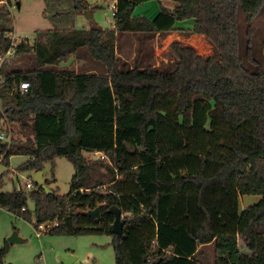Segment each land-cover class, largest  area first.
Listing matches in <instances>:
<instances>
[{
  "label": "trees",
  "instance_id": "trees-1",
  "mask_svg": "<svg viewBox=\"0 0 264 264\" xmlns=\"http://www.w3.org/2000/svg\"><path fill=\"white\" fill-rule=\"evenodd\" d=\"M87 1L71 0L76 10L88 9ZM145 1L118 0L113 29H48L39 31L33 42L17 44L14 57L33 54L34 62L26 70L2 69L0 135L10 136L7 125L16 124L25 138L0 139L1 164L26 155L19 170L39 171L45 162L64 157L75 172L67 194L56 189L46 194L33 180L36 187L28 193L24 188L0 191V207L35 220L36 229L53 224L50 234H104L110 229L116 264H132L121 245L124 234L111 232L113 221L107 222V194L150 196L156 233L141 264H204L210 245L214 264H264V24L258 19L264 15V0H173V9L162 7L153 19L134 14ZM7 12L0 7V56L13 44L4 27ZM188 20L193 28L176 25ZM176 30L206 36L215 53L206 56L174 41L170 48L176 64L168 69L141 66L139 60L131 64L117 54L120 33ZM83 47L103 63L105 72L51 68ZM23 81L31 84L28 91L20 90ZM172 91L179 107L191 104L184 129L189 144L177 151L160 142L157 129L158 95ZM252 118L247 144L235 146L224 167L206 175L210 152L221 133H228L219 132L222 126L236 129ZM212 121L221 128L211 129ZM86 153L104 157L92 160ZM233 175L240 195H259L261 200L236 213L234 230L225 221H201L202 211H208L207 189L226 186ZM29 199L35 203L33 212ZM97 206L99 219L80 212ZM240 240L248 252L242 251ZM9 246L6 241L0 247V264H8Z\"/></svg>",
  "mask_w": 264,
  "mask_h": 264
},
{
  "label": "rangeland",
  "instance_id": "rangeland-1",
  "mask_svg": "<svg viewBox=\"0 0 264 264\" xmlns=\"http://www.w3.org/2000/svg\"><path fill=\"white\" fill-rule=\"evenodd\" d=\"M112 0H88L86 10L74 9L71 0H4L3 8H7V20L4 27L9 29L13 42L28 39L33 42L39 37V31L55 28H92L102 27L105 29L115 28L114 13L110 8ZM173 0H147L138 4L134 9L137 16H145L153 19L162 7L173 9ZM91 15V16H89ZM264 24V15L259 16ZM185 29L193 28V21H181L176 24ZM174 41L192 45L203 55L214 54V47L206 36L186 31H172L160 33L159 35L142 33H120L117 41V54L123 61L135 64L137 60L142 65H154L159 68H173L176 60L171 52L170 45ZM33 54L10 57L2 64L3 70L31 68L34 62ZM55 69H70L77 73L95 71L105 72L106 68L102 62L95 60L89 51L83 47L74 57L69 58L61 64L51 67ZM190 99V98H188ZM176 92H166L158 95V137L160 142L171 151L188 146L189 141L184 135L185 127L190 123V106L186 103L183 108L179 107ZM254 119L244 121L240 127L225 131L226 127L211 122V129L224 133L220 141L210 152L205 168L206 175L216 173L224 167L227 159L233 157V148L246 145V136H252V124ZM11 131L10 138H25L16 124L7 125ZM92 160L99 157L101 153H86ZM26 155H15L10 158V164L4 166L0 163L2 179L0 191L11 192L15 188H24L26 193V182L34 179L37 171H20L19 166L27 161ZM48 185L61 195L67 194L71 188V180L75 169L73 163L64 157H56L54 164L50 161L44 163L41 170ZM106 171L104 170V173ZM236 177L233 175L226 186L209 187L205 194L204 206L207 213L202 211L200 220L210 219L212 222L219 220L227 222V226L233 230L237 228V212L261 200L259 195H240L236 187ZM35 185L34 188L35 189ZM153 197H132L129 195L107 194L106 207L110 204L118 205L122 209L124 225V238L121 242L125 254L132 264H141V254L152 247L155 239L156 224L153 217ZM28 207L33 212L35 203L28 200ZM210 214V217L208 216ZM220 216H222L220 218ZM133 222L130 226L128 221ZM113 216L107 214V222H112ZM33 221L22 217H16L10 211L0 207V247L4 246L13 232H17L22 242L10 244L6 256L8 264H66L63 258L75 256L72 264H116L114 237L110 229L104 234H78L62 235L50 234L48 229L53 224H46L40 234L35 228ZM243 252H248L246 246L240 240ZM204 264H214L213 246L205 250Z\"/></svg>",
  "mask_w": 264,
  "mask_h": 264
},
{
  "label": "water",
  "instance_id": "water-1",
  "mask_svg": "<svg viewBox=\"0 0 264 264\" xmlns=\"http://www.w3.org/2000/svg\"><path fill=\"white\" fill-rule=\"evenodd\" d=\"M33 180L35 181L36 185L39 188L43 189L46 192V194L54 193V188L50 187L47 184V181L43 177V173L41 170L35 173ZM80 212L85 216L92 217L94 219H99L101 216V207L97 206L95 208H86V209L80 210ZM108 212L114 216V221L111 224V232L117 235H123L124 225L126 221L123 218L122 209L118 205H112L109 208ZM22 241H23L22 238L18 236L17 232H13L12 235L8 238V242L10 244H15L17 242H22ZM74 259H75V256H70L69 258H63V261L66 264H72Z\"/></svg>",
  "mask_w": 264,
  "mask_h": 264
},
{
  "label": "built area",
  "instance_id": "built-area-1",
  "mask_svg": "<svg viewBox=\"0 0 264 264\" xmlns=\"http://www.w3.org/2000/svg\"><path fill=\"white\" fill-rule=\"evenodd\" d=\"M2 3H4L3 0L0 1V7L3 6ZM117 3H118V0H112L111 1L110 8L113 10V13L114 14H115V12L117 10ZM12 43H13L12 44V47L5 54H3L2 56H0V87H1V84H2V81H3L2 64L7 59H9L10 57H14L15 56V48H16V46H17V44L19 42L16 43V42H13V40H12ZM30 87H31V84L28 81H23L20 84V90L22 92L28 91L30 89ZM9 138H10L9 135H7L5 132L0 135V139H2V140H8V141H10L11 139H9ZM2 158L3 157L1 156L0 157V163L2 162ZM25 186H26V189L33 190V188H34V182H33V180L32 179L27 180ZM21 188H23V187H21ZM21 188H19V189H21ZM42 229L43 230L46 229V224L40 225V227L37 229L38 230V234H40V232H41Z\"/></svg>",
  "mask_w": 264,
  "mask_h": 264
},
{
  "label": "flooded vegetation",
  "instance_id": "flooded-vegetation-1",
  "mask_svg": "<svg viewBox=\"0 0 264 264\" xmlns=\"http://www.w3.org/2000/svg\"><path fill=\"white\" fill-rule=\"evenodd\" d=\"M112 205H109L108 208H107V212L109 211V208L111 207ZM109 213V212H108ZM112 215V214H111ZM113 216V215H112ZM113 221H114V216H113Z\"/></svg>",
  "mask_w": 264,
  "mask_h": 264
},
{
  "label": "crops",
  "instance_id": "crops-1",
  "mask_svg": "<svg viewBox=\"0 0 264 264\" xmlns=\"http://www.w3.org/2000/svg\"><path fill=\"white\" fill-rule=\"evenodd\" d=\"M4 1V0H3ZM159 35V34H158ZM72 57H74V56H72Z\"/></svg>",
  "mask_w": 264,
  "mask_h": 264
}]
</instances>
